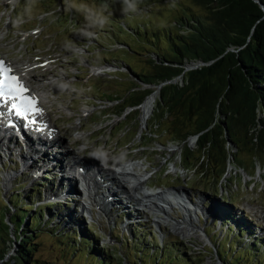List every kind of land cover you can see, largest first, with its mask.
<instances>
[{"label":"trees","instance_id":"obj_1","mask_svg":"<svg viewBox=\"0 0 264 264\" xmlns=\"http://www.w3.org/2000/svg\"><path fill=\"white\" fill-rule=\"evenodd\" d=\"M196 1L204 11L192 12L189 6L175 19L174 27L151 30L119 22L138 50L121 39L117 33L120 29L113 25L117 31H110L109 38L125 45L138 61L133 66L128 61L113 60L123 69L119 76H126H118L120 82L128 81L125 97L120 96L125 100L123 111L139 108L159 90L160 118L156 125L166 122L165 131L182 144V162H190L194 153L190 139L196 137V170L200 169L202 176L211 171L221 177V186L209 187V192L225 195V201L219 202L225 208L226 227L205 228L218 257L224 264H264V236L251 231L238 208L230 204L239 201L220 192L231 157L242 149L264 148V0H259L261 5L254 0ZM36 191L29 196L32 201L41 193ZM10 203L11 207L0 205V264H42L37 258L42 244L38 240L48 237L55 250L60 249L70 261L74 257L78 264H197L189 254L191 248L175 240L162 249L157 244L160 256L153 258L151 244L147 246L145 238L149 231L143 226L133 227L131 240L114 231L121 245L113 253L109 246L100 247L98 236L92 232L97 230L92 227L86 229L84 237L75 229L60 230L54 220L64 214L59 207H36L18 194L10 198ZM47 208L52 217L45 220ZM11 229L14 238L10 237ZM13 243H19L16 255L11 257L12 262L5 261Z\"/></svg>","mask_w":264,"mask_h":264},{"label":"rangeland","instance_id":"obj_2","mask_svg":"<svg viewBox=\"0 0 264 264\" xmlns=\"http://www.w3.org/2000/svg\"><path fill=\"white\" fill-rule=\"evenodd\" d=\"M128 3L135 5L134 10L129 9ZM189 6H192V12L204 11L196 0H128V2L127 0H0V51L9 60L17 62L24 60L27 56H32L34 52L36 54L47 52L51 48L52 36H45V32L57 35L59 39H54L59 43V46L68 41L69 51L67 54L71 56V59L63 57L56 50L53 51V56H56V64L59 65L57 70L59 72H56V74L65 73L64 76L68 81L63 85H65L67 91L61 93V97H57L56 100L54 99L52 102L47 103L53 111L55 119L59 120L58 126L62 129L63 139L67 141L65 146L72 150L80 148L81 154L77 152L79 157L101 159V156L105 154L110 159H112V156L115 157L114 160L116 158H134L142 161L144 167L149 168L148 172H151H146L145 174L148 176L153 174L148 184L162 185L164 187L170 185L171 187H181L179 185H183L187 190V202L190 199L197 201V203L204 199L209 205L214 202L212 205L213 209L198 208L199 215L191 212L194 219L188 221L189 224L198 226L197 228L199 229H203L206 225L213 227L215 224V228L219 230L222 226H225L224 221H226L225 216L223 217L222 215L225 208L220 204L219 200H225L223 196L216 193H214L216 197H213V193L209 192V187L218 186L219 188L222 184L219 183L221 177L214 175L211 171L202 176L201 172H199L200 169L196 170L197 168L194 165L198 157L196 137L190 139V146L194 152L190 162H182V144L172 141L171 135L165 131L167 130L166 122L156 125L157 120L160 118L157 111V101L160 98L159 90L154 92V94H157L154 111L148 123L144 124L141 106L136 109L130 108L123 111L125 100L121 98L125 97L123 94L124 87H128V81L121 79L123 81L120 82L118 78L110 77L105 72L101 73V70H99L100 73L98 74L97 70L89 72L91 69L85 66L87 64L84 60L85 56H76L84 54L78 45L75 33L81 31L91 32L94 31L95 27L101 25L105 27L113 25L112 16H115L114 12H118L121 16L127 15L125 12L134 13L135 17L129 16L132 25H136V21L144 22L146 20L152 30L163 26L174 27L175 19L179 17L181 11L187 12ZM9 15L13 18L11 24ZM70 16H74L78 23L75 24L70 20ZM114 23L117 29H120L118 34L121 39L130 42L132 49L138 50L137 43L134 42L127 30L122 28L117 22ZM37 27L43 31L42 35L38 38L30 37L27 40L25 37L24 39L18 38V32L14 31V28L31 30ZM122 29L123 32H121ZM3 37L5 38L3 39ZM102 42L103 46L95 43L100 51L96 50L95 53L87 54L86 56H89L91 60L119 58L130 62L133 66L138 64L137 56L130 50H126V47L112 51L109 47V41L102 39ZM58 55L60 56L58 57ZM93 65L95 66V64ZM105 71L109 73L112 70L108 69ZM119 77L126 79L124 74ZM122 82L124 85H122ZM71 88L74 89L72 90ZM74 91L78 92L79 95H74ZM96 94L105 97L98 98ZM117 96L118 98H116ZM120 96L122 97L120 98ZM262 116L264 118V114ZM261 127L264 136V123ZM148 132H153L154 135L150 136ZM236 150L235 148L232 152ZM66 151L68 152L69 150ZM235 154V156L231 157V162H229L220 192L231 194L236 200L239 199L240 203L237 206L240 215H238L246 219L245 222L251 228V231L256 235L264 236V148L249 151L242 149V151ZM1 155L0 205L5 206L3 204L18 194L22 198L26 197L27 203L33 202L36 207H39L51 199L52 196L50 194L57 195L55 192L56 188L54 190L55 193L45 194V191L50 190L52 186L48 182H43L44 186L36 182L35 179L37 178L35 177H41V173L35 167L27 176L18 178V181L15 180L17 179L16 177L15 179L13 178V181L8 182V186L2 189L6 178L10 175L14 177L12 171H14L15 165L14 162L13 164L8 162L9 156L1 157ZM14 181L16 182L14 183ZM35 186L41 188L42 193L34 195L32 201L29 196L34 194L32 192ZM4 193L7 195V201L4 200ZM77 205V202L76 204H70V208L64 212V215L54 219L55 223L60 225V230L70 231L75 229L81 237H84L86 236V229L90 231L89 229L92 227L97 230V232L93 230L92 232L98 236L100 247L109 246L113 253L116 252L121 242L114 238L116 233L112 236V229H118L121 238L124 237V233L129 234V238L132 237L130 228L126 225L129 220H124L122 223L117 224L113 215L115 214L114 212L112 215L100 216L97 214L93 218L85 217ZM47 211L48 208L45 220L51 218ZM143 217L144 219L141 221L146 223L143 227H148L149 231L145 238L146 242L149 241L147 246L151 244L150 252H152L153 258L160 256L158 253L159 246L162 249L169 241L177 240L184 243L186 248H191L189 254L194 256L193 259L197 264H212V262H208L210 260L206 255L198 254L194 251L199 250V247L193 246L194 244L197 245V238L194 233L190 232V235H184L181 232L176 233L171 224L163 227L161 225L158 226L153 221L154 215H149L146 221L145 216ZM172 217V223L176 224V220L183 221L185 215L182 211L180 213L173 212ZM76 223L79 224L80 228L77 227ZM50 239L48 237L38 240L42 244L41 249L37 253V258L41 259L42 264H78L73 261L74 257L70 261V257H65L60 249L55 250V245H51ZM18 244H12V249L5 261L12 262L11 257L16 255ZM157 244L160 245L158 246ZM214 252L213 248L212 253L215 255ZM219 260L217 263L224 264V262L221 263Z\"/></svg>","mask_w":264,"mask_h":264},{"label":"bare ground","instance_id":"obj_3","mask_svg":"<svg viewBox=\"0 0 264 264\" xmlns=\"http://www.w3.org/2000/svg\"><path fill=\"white\" fill-rule=\"evenodd\" d=\"M3 32L5 33V31H3ZM4 33H2V34H4ZM12 64L17 69L23 68L24 65H25L24 62H16V63H12ZM41 95H42L43 98H47L44 94H41ZM156 95L157 94H152L141 105V108H142V111H143L142 119H143V123L144 124H147L148 123V120L150 119V117H151V115H152V113L154 111V108H155L154 103L157 100V96ZM46 115H47V113L46 114L43 113V116L42 117H45ZM49 137H47V138H49ZM36 141L39 142V143H36ZM10 142H11L12 145H9ZM48 142L49 143H52L53 146H54L55 143L62 144L61 141L60 140H57L55 137H52V138L50 137V139L48 140ZM34 144H37L39 147L40 146L42 147L41 144H46V143L43 142V141H41V140H33V141H31V140L26 139L24 141V143H23V147H21V145L16 140H14L13 135H9V134L7 136L0 135V148H2V153L1 154L3 155V157L9 156L10 157L9 159H11V157L12 158L13 157L15 158V160L18 163V165H17V177H19V179L20 178H24L25 175H28L29 173H31V171L33 170V167L35 166L34 164H37L38 163L39 164L38 166H41L40 163L42 164V162H41V156H40L41 153H38L39 151H35ZM59 148H60V151L66 153V155H67L68 158H71L74 155L73 152H71V151H68L67 152L66 150H69V149H66V147H63V145L61 147H59ZM31 149H34V151L31 150ZM76 150L78 151L80 149L77 148ZM24 156H31V162H30V164H33V165L30 166L29 169H28L27 165H25L24 162H23V159H25ZM101 159L103 160L104 164L110 165V163H109L110 161H109L108 156H106L104 154ZM71 161H73V163L80 161L79 163H81L82 166L85 165V162H87V163H94L91 166H93L95 168H98V169L101 168L100 166L96 165L95 162H88L89 160H87V159H83V160L80 159L79 160L78 157H73ZM142 165H144V163H142L141 161H139V160H132L130 162V165H128L127 167H120L118 169H113L112 168V172H114V173L117 172V176L119 177L120 181H122L123 183L126 184V186L128 187V189H129L130 192H133V190H135V191L138 192V191L141 190V188L143 186L142 185L143 184V181L145 179L144 172H142V169H143L141 167ZM68 166H70V164ZM37 170H38L39 173H41L42 176L43 175L46 176L47 172L45 170L42 171L41 168H38ZM94 173L96 175H98V176L100 174V172H96V171H94ZM64 174H67V173H64ZM105 174H102L101 173V175H100V178H102V181L103 182L106 181L104 179V178H106V175ZM108 176H109V174H108ZM9 177L10 176H8V178ZM72 178H74V177H72ZM70 183L73 186L75 185V187H73V189L70 190V193H72L74 190H78V188H76V184H75V182H74L73 179H70ZM112 184L113 183H109V184H107V186H111ZM55 188L57 190L59 189L56 185H55ZM154 194H155L156 197H153V198L154 199H157V201L158 200H162L165 203V205L163 204L162 207H166V209H164V208H162L160 206L161 207V210H155L154 203H156L157 201L151 202V204H152V208H151L152 211H154V212H160L159 214L155 215L154 222L157 223L158 225H161V227L166 226L168 224H171L172 227H173V229L176 231V233L177 232L178 233L181 232L184 235H190V230H191V227L193 225L191 227H189V221L188 220L194 219L193 218V215L191 214V211L188 208H186L185 206L180 205V204H177L176 207L180 208V210L181 209L183 210L182 212L185 215V217H184V219H183L182 222L181 221L180 222L176 221V224H174V223H172L173 217L169 214V213H172L173 211H175L172 203L169 201L170 199H168L167 197H164V196H161L160 197L159 195L161 193L158 194V192H156ZM163 194H165V193H163ZM168 194L171 195L172 197H175L174 203H177V201L179 199L175 196V194L172 193V192H169ZM149 201H151V199H149ZM201 202L202 203H207L204 199H202ZM202 203L199 206H205V205H202ZM207 204L209 205V203H207ZM213 204H214V202L211 205H209V208L210 209H213L212 208V205ZM137 216L138 215H136V214H132V218H136ZM181 224H183V226H181ZM76 225H77V227L80 228V226H79L78 223H76ZM178 225H180V226H178ZM173 229H172V231H174Z\"/></svg>","mask_w":264,"mask_h":264},{"label":"water","instance_id":"obj_4","mask_svg":"<svg viewBox=\"0 0 264 264\" xmlns=\"http://www.w3.org/2000/svg\"><path fill=\"white\" fill-rule=\"evenodd\" d=\"M254 1H255L256 3H258V4L261 5V3H260L259 0H254ZM261 7H262L263 10H264V6L261 5ZM6 186H7V181L5 180L2 189H5L4 187H6ZM5 193H6V192H5ZM5 193H4V195H3L4 200L7 199V195H6ZM6 201H7V200H6ZM7 205H8L9 207L12 206V204L10 203L9 200H8V202H7ZM9 224H10V222H9ZM11 226H13V225L11 224ZM12 228H13V227H12ZM13 231H14V229H13V230L11 229V235H10L11 238H14V233H13ZM190 232L194 233V234L196 235L195 237L197 238V239H196L197 245L194 244L193 246H195V247H197V248L199 247V248H198L199 250H194V251H196L198 254L206 255V256L208 257V259L210 260V261H208V262H212V264H220V263H217V261L220 259V258L218 257V255H217V248L215 247L214 243L212 242L210 236H209L204 230L199 229V228H197V227L191 228ZM16 244H17V243H16ZM213 248H214V251H215V252H214L215 255L212 253ZM215 257H216V258H215ZM216 259H217V260H216ZM219 262L222 263L221 260H219ZM1 264H4V263L1 262Z\"/></svg>","mask_w":264,"mask_h":264},{"label":"snow or ice","instance_id":"obj_5","mask_svg":"<svg viewBox=\"0 0 264 264\" xmlns=\"http://www.w3.org/2000/svg\"><path fill=\"white\" fill-rule=\"evenodd\" d=\"M12 80H14V81H16V83H14V84H12L11 86L12 87H16L17 86V84H18V78L17 77H12ZM25 91H26V89H24ZM2 95H4V93L3 92H0V96H2ZM13 107H15V106H13ZM38 111V110H37ZM18 115L19 116H24V113L23 112H20V113H18Z\"/></svg>","mask_w":264,"mask_h":264},{"label":"clouds","instance_id":"obj_6","mask_svg":"<svg viewBox=\"0 0 264 264\" xmlns=\"http://www.w3.org/2000/svg\"><path fill=\"white\" fill-rule=\"evenodd\" d=\"M127 2H128V0H127ZM134 8H135V5L134 4H129V9H133L134 10Z\"/></svg>","mask_w":264,"mask_h":264}]
</instances>
